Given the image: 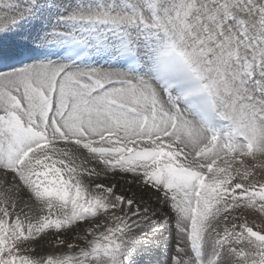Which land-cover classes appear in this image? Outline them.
<instances>
[{
    "label": "snow or ice",
    "instance_id": "obj_1",
    "mask_svg": "<svg viewBox=\"0 0 264 264\" xmlns=\"http://www.w3.org/2000/svg\"><path fill=\"white\" fill-rule=\"evenodd\" d=\"M0 264H264V0H0Z\"/></svg>",
    "mask_w": 264,
    "mask_h": 264
}]
</instances>
